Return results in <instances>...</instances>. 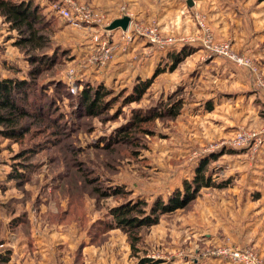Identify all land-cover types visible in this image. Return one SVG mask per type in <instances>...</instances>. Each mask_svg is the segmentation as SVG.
<instances>
[{"label": "rangeland", "instance_id": "374dc122", "mask_svg": "<svg viewBox=\"0 0 264 264\" xmlns=\"http://www.w3.org/2000/svg\"><path fill=\"white\" fill-rule=\"evenodd\" d=\"M31 1L40 7L46 27L39 33L48 40L36 48L17 44L18 31L10 29L0 15V77L28 79L31 85L26 106L33 113H36L37 105L43 106L45 113L44 107L52 102L51 116L58 114L59 118L47 120L44 117L45 128L36 125L32 117L25 119L23 125L30 131L21 141L0 134V250H6L14 237L15 248L21 254L24 248L28 249L22 241L34 237L38 230L43 234L47 226L62 224L59 230L68 234V238L73 235L78 239L77 234L84 238L80 244L78 242L80 251L87 243L103 244L111 234L117 240L119 235L115 233H120L128 244L130 264H150L140 262L142 257L158 261L154 264H171L174 256L170 249L179 247L176 253L182 257L186 253L195 255L194 248L185 249L183 238L186 235L199 236V239L212 230L218 240L203 246L202 250L196 246L197 251L200 250L204 257L219 258L224 264H235L228 257L208 251L217 246L252 248L247 243L239 244L235 239L245 232V228H239L246 225L239 223L241 218L223 217L219 220L218 216L223 212H239L237 204L234 205L238 200L236 193L242 188L245 191L249 167L264 140L257 149L250 145L230 147L228 143L240 132L263 128L264 113L259 112L257 120H252L246 117L248 110L236 113L221 107L220 96L204 92L200 98L199 93L185 89V84L172 86L167 72L172 69H169L166 58L170 51H175V45L185 44L190 52L193 46L199 47L202 60L220 57L232 62L204 49L205 25L216 43L227 42L234 52L249 57L257 65V73H252L246 66L232 62L240 71L250 75L253 86L259 88L253 92L259 93L263 99L264 83L260 84L258 77L264 81V62L256 61L247 50H236L231 39L218 37L204 8L195 6L196 0H192L191 6L186 0L181 1L184 9H190L187 14L193 27L188 31L167 30L155 18H149L150 13L138 17L135 10L130 11V7L122 3L117 7L115 18L128 15L130 20L127 29L119 28L122 32L113 40V29L106 26L115 18L112 19L105 8L88 1L73 0L105 14L101 25H74L58 12L63 0ZM138 28L141 32L136 31ZM151 31L161 39L173 37V43L151 41ZM134 39L151 44L150 52L153 49L160 52H156L160 61L148 76L145 75L146 68H143L145 64L140 60L142 54L134 49ZM107 41L113 44V57L98 63L96 57L104 47L103 42ZM137 65H140L138 70ZM157 68L161 71L151 79L142 96L125 103L124 99L133 96L134 86L142 79L151 78ZM84 83L110 89L112 93L108 97H115L111 107L100 115L87 116L78 102ZM241 96V101H245L242 107L247 109L249 96ZM178 99L181 101L178 114L173 117L167 115L166 105ZM231 100L234 99L228 97V102ZM257 101L260 98L255 100V104L263 105ZM195 103L202 108H192ZM206 109L213 110L207 113ZM154 111L160 116L137 125L131 123L134 114ZM211 153H217L207 167L211 179L228 182L221 187L200 188L197 196L185 207L159 214L154 224L141 226L137 232L136 251L132 250L130 236L115 226L110 209L128 201H145L140 207L150 211L155 198L166 199L177 188L182 189L183 181L191 180L199 160ZM16 218L20 221L12 228L11 220ZM100 220L111 223L109 230L90 241L86 229ZM256 252L264 262V257ZM9 260L6 264H10Z\"/></svg>", "mask_w": 264, "mask_h": 264}, {"label": "crops", "instance_id": "0c3cea01", "mask_svg": "<svg viewBox=\"0 0 264 264\" xmlns=\"http://www.w3.org/2000/svg\"><path fill=\"white\" fill-rule=\"evenodd\" d=\"M79 1H88L105 8L112 19L117 17V7L122 3H126L130 7V11L135 10L138 17H144L146 12L147 14L150 13L148 17L155 18L158 21L157 23L168 28L167 30L188 31L193 27L187 14L189 8L184 9L182 0ZM241 1L243 0H196L195 6L200 5L204 8L208 22L218 37L231 39L232 45L236 50H247L256 61L264 62V1L259 2L256 0L254 3L250 2L251 0L248 3H241ZM163 8H166L164 12L161 11ZM121 32L122 30L119 28L111 30V39L113 40ZM133 43L134 49H137V52H140L143 56L140 60L142 64H145L143 68H146L147 72L145 75L148 76L158 65L160 55L158 57L156 52H160L154 49L150 52L148 49L151 44H147L145 40L134 39ZM186 47L189 48L185 44L175 45L173 47L175 51H170L169 57L166 58L168 64L172 63V54L174 52ZM200 52L202 51L199 47L193 46L191 52L183 60L177 63L172 70L167 71L170 84L172 86L185 84V89L190 88L199 93L201 95L200 98L204 96V92L220 96L222 98L218 100L223 103L221 107L224 109L227 108L231 112L236 111V113L248 110L249 113L246 117L257 120L259 112L264 113L262 111L264 109V99L261 98L259 93L253 92L259 88L253 86L250 81V75L240 71L232 62L224 58L215 57V59L202 60L203 57ZM198 60H201V62ZM139 67L140 65H137L136 69L138 70ZM198 81H201L200 85H198ZM193 84L195 85L194 87L191 86ZM241 95L249 96L247 109L242 107L245 101H241ZM228 97L234 100L228 102ZM258 98H260V101H257V103L259 102L263 105L255 104V100H258ZM197 104L195 106L192 105L194 106L192 108L197 107ZM197 108H202V106L198 105ZM224 109L221 110L223 111ZM212 110L206 109L207 113ZM248 172L249 182L245 187V191L243 188L240 189L236 193L238 194V200L234 201V205L237 204L239 212L234 211L228 214L223 212L222 216H218V219L222 220L223 217L224 219L233 218L234 220L241 218L242 221L239 223L246 225H241L239 228H245V232L238 234L237 237L235 236L236 241L239 244H249L250 247L264 257V144L257 151L255 160L250 165ZM60 226L62 224L47 226L43 234L38 233V230L34 237L27 239L25 242L21 240L23 246L28 248H24L25 251L23 250L21 254L15 248V238L12 237V241L8 244V249H10L9 263L130 264L128 244L120 233H115L116 236L119 235L117 240L112 237L114 234H111L103 244L94 245L87 243L81 247L80 251L78 242L80 244L81 240L84 239L81 234H77L78 239H75L73 235L68 238V234L59 230ZM12 235L16 236L15 233H12ZM201 236L204 237L202 238ZM201 236L199 239V236L193 238L187 237V235L183 238V241L186 242L185 249H195L194 256L187 253L185 257L180 256L179 253H176L179 247L170 249L174 256L171 258V264H224L219 258L202 256L199 250H202L203 246L218 240L214 232L211 230ZM196 246L200 247L198 249L199 252Z\"/></svg>", "mask_w": 264, "mask_h": 264}, {"label": "trees", "instance_id": "16d2710c", "mask_svg": "<svg viewBox=\"0 0 264 264\" xmlns=\"http://www.w3.org/2000/svg\"><path fill=\"white\" fill-rule=\"evenodd\" d=\"M0 15L3 17L4 21L9 24L8 26L10 29L18 31L19 39L16 41L17 44L22 46L29 44L31 48H36L38 45L42 44V41L44 42L48 40L45 35L39 33L40 29L46 27V23L42 21L43 18L40 7L33 1L0 0ZM189 53L190 49L187 47L183 48L180 52H174L172 54L173 60L169 65V69H173L177 63ZM160 71L161 69L157 68L151 78L142 79L137 85H135L133 96L124 99L125 103L129 100L139 99L146 90V87L150 84L151 79ZM30 85L31 83L28 79L0 77L1 135L21 141L22 137L30 131L28 126L23 125L25 119L32 117L35 119L34 122H36V125L44 126L45 128L46 121L44 117H46L47 120L59 118L58 114L56 117L51 116L52 102L44 107V109L47 110L45 113L43 106L37 105L36 113H33L29 107L26 106L29 97L28 88ZM111 93L112 91H110V89H107L102 85L92 86L88 83H84L78 94V102L87 116L100 115L111 107L112 100L115 98L108 97ZM106 97L108 98L106 99ZM166 107L167 115L173 117L178 114L181 107V101L178 99L171 103L169 102ZM134 115L135 118L131 123L137 125L142 122L153 120L158 115L160 116V113L154 111L148 114L136 113ZM55 132L58 133V131ZM228 150L231 152L234 151V149ZM26 154H28V152ZM216 157L217 153H211L210 155L201 158L194 169V174L191 180H184L182 189L177 188L166 199L160 197L155 198L150 211L144 207H140L141 204H145V201H128L110 209V214L115 226L120 227L128 233V237L130 236L129 242L132 250L136 251L135 243L139 240L137 232L141 226L154 224L157 221L159 214L185 207L197 196L200 188L209 186L221 187L228 182L226 180L215 182L211 179L208 173V163ZM18 221H20V219L17 218L14 221L11 220L12 228L16 227ZM101 224H103V226ZM110 224V222L103 220L90 224L86 229L90 241L96 240L101 234L109 230L108 228L110 227ZM9 258L10 250L8 248L3 251L0 250V264H6ZM140 262L154 264L158 261L142 257Z\"/></svg>", "mask_w": 264, "mask_h": 264}, {"label": "built area", "instance_id": "2783aa9c", "mask_svg": "<svg viewBox=\"0 0 264 264\" xmlns=\"http://www.w3.org/2000/svg\"><path fill=\"white\" fill-rule=\"evenodd\" d=\"M62 2V0H61ZM59 14L69 20L74 25H79L82 23H96L97 25H101L103 23V19L105 18V14L99 9H93L88 5H83L76 3L73 0H63L60 7L58 6ZM137 32H141V28L136 30ZM152 32V31H151ZM153 33V32H152ZM151 41L161 42L163 44L173 43V37H166L165 39H161L155 33L149 34ZM97 40V37H95ZM130 39L129 36L126 38ZM203 47L210 54H217L224 56L234 62L237 65H244L248 69L252 70L251 72L257 73L258 67L256 64L252 62V60L245 56L240 55L234 52L227 42L216 43L213 34L209 27L204 25V40ZM113 44L110 41L103 42L101 53L97 55L96 61L98 63H103L107 60H111L113 57ZM258 82L263 84L264 81L262 78L258 77ZM264 140V127L257 130H252L251 132H240L236 139L228 143L230 147H242L246 145L252 146V148L257 149L259 145ZM253 149V150H254ZM208 253L228 257L235 264H264L263 260L259 256V254L252 248H234L231 246L221 247L217 246L208 251Z\"/></svg>", "mask_w": 264, "mask_h": 264}, {"label": "water", "instance_id": "95a60500", "mask_svg": "<svg viewBox=\"0 0 264 264\" xmlns=\"http://www.w3.org/2000/svg\"><path fill=\"white\" fill-rule=\"evenodd\" d=\"M187 5H192V0H186ZM130 17L128 15H123L121 17L115 18L110 21V23L106 26L107 29L121 28L122 30H126L129 24Z\"/></svg>", "mask_w": 264, "mask_h": 264}]
</instances>
